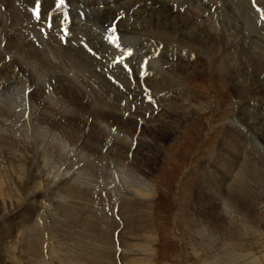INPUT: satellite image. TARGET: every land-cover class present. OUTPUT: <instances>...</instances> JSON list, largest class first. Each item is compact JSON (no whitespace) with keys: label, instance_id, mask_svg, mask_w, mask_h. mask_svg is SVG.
I'll use <instances>...</instances> for the list:
<instances>
[{"label":"rangeland","instance_id":"obj_1","mask_svg":"<svg viewBox=\"0 0 264 264\" xmlns=\"http://www.w3.org/2000/svg\"><path fill=\"white\" fill-rule=\"evenodd\" d=\"M82 1L88 4L100 0H0L2 17L7 8H21L24 14H28L25 17L31 20V30L22 26L16 32L7 26L14 35L2 34L3 28L0 27V56L4 59L1 71L10 70L8 65L14 63L11 64V60L20 58L19 54L8 50V42L26 39L39 49L42 46L46 59L54 67L53 73L67 75L66 81L73 85L69 87L77 90V96L74 95L77 100H68L66 94L63 93V96L61 91V95L58 94L59 91L52 85L56 81H48L45 73L32 77L28 72L27 75H20L14 69L16 78L0 86V99L15 105V108L10 107L9 103L0 100L3 109L8 106L14 110L12 115L3 117L0 114V120L5 122L0 129V264H264V135L253 132V128L243 122L244 115L250 113L260 114L259 122L261 120L264 124V99L258 98V92H248L250 95L239 97L229 79L221 76L217 63L219 55L214 51L188 43L179 45L158 36L160 39L156 37V41L154 30L146 35V32L143 33L146 37L123 29L118 33L110 19L105 25L94 26L90 21L94 15ZM224 1L231 0H205L212 6L215 4L211 9L213 14L218 4L221 15L225 11ZM246 1L252 11L251 19L255 24L259 22L256 25L259 34L256 36L264 42V9L255 4L257 0ZM109 2L105 6L117 12L116 18L123 16L122 11L118 14V3L122 1ZM198 4L200 9L204 7L200 2ZM199 8L189 7V17L209 25L210 31L221 30L220 25L215 24L218 23L217 18L214 19L216 14L212 16L214 23L209 19L211 16H206ZM184 10L186 7L179 10L180 14L183 15ZM58 11H62L60 15ZM254 14L256 17H253ZM67 24H75L81 38L84 35V38H89L87 35L91 32L90 37L102 42V52H94L93 55L82 46L76 50L92 59L97 57V62H92L96 74L101 76L102 70L111 72L116 64L126 66L129 63L127 67L136 68L138 78L143 81L138 83L128 77H124V81L122 77L121 81L127 84L124 89L127 94L113 91L119 94L107 95L111 90L103 83L101 86L98 79L96 82L93 79L89 81L84 77L83 70L77 69L74 64L69 68L63 66L61 50L57 54L56 48H60L59 43L69 40L62 29ZM19 36H22L21 39ZM74 43L84 44L79 40ZM70 47L73 48L72 45ZM174 50L184 57L182 63L175 59V53L169 55ZM255 50L258 51L257 47ZM100 53L106 59L98 57ZM165 57L167 63L171 61L170 57L172 65L176 64L173 70L168 65V68L158 67L159 62L166 60ZM155 69L166 76L158 80V89L143 83ZM183 70L192 75H185ZM250 85L248 81L245 85L240 84V88H250ZM37 89L43 90V99L38 98ZM9 91L17 93L14 95ZM78 91H82V97ZM176 100L178 106L183 102L184 106L197 109L200 113L189 119L178 139L174 140L166 125L160 127L154 121L163 109L174 107L171 101L174 103ZM41 101L43 105H40ZM87 107L99 109L100 115L94 116L92 113L95 111L92 110L91 114L82 115ZM42 110L46 111H43L46 116L54 118V122L62 114L67 117L64 121L75 119L70 124L78 126L75 130L78 138L74 134L69 137L65 130L41 125ZM75 110L81 115L77 116ZM60 120L58 124L64 122L63 118ZM92 128L97 137H88ZM230 135L240 145L233 146L229 141ZM85 136L91 149L83 145ZM140 137H147L152 142L150 146L159 153V158L153 160V157L144 156L143 152L137 153ZM123 140L124 143L121 142ZM117 152L120 154L117 155ZM247 152L251 157L255 156L254 162H247ZM134 157H138L147 169L146 174L145 170L140 173L150 183V193L146 197L139 189H131L127 185L124 189L120 183L122 176L117 171L121 169L124 175L127 174ZM242 159L245 161L242 162ZM68 173L73 175L68 181L73 179L74 182H70L67 190L63 187L60 190L62 175ZM236 175L243 178L240 181L243 192L240 191V196L231 195L227 200L226 187L234 186ZM55 180L59 185L56 189L50 183ZM32 182L38 185L37 193H34ZM33 193V200L29 199ZM30 238L34 240L30 241ZM27 246L31 247L32 255Z\"/></svg>","mask_w":264,"mask_h":264},{"label":"bare ground","instance_id":"obj_2","mask_svg":"<svg viewBox=\"0 0 264 264\" xmlns=\"http://www.w3.org/2000/svg\"><path fill=\"white\" fill-rule=\"evenodd\" d=\"M25 1V0H24ZM102 1V2H101ZM122 2L119 4L118 3V14L120 15L122 11V15L120 18H116L117 17V12L112 11V8H108V6H105L107 4H109V0H100L98 1L101 2L100 4H98L97 2H85L82 1V3L87 4V6L89 7V12L94 15L90 16V21L92 22V24L94 26H98L100 24L105 25L106 22L108 23V20L110 19L112 22V27L114 28V30H117L118 33L119 31L125 30V31H132L134 34H138L139 35H144L143 33H145V35L149 32L154 30L155 33V40L158 37H162V39H167L172 42H176L182 44V43H188L190 45L196 46V47H201L204 46L207 48V50L210 51H214L216 54L219 55L218 58V64L220 65L222 62V65L218 67L220 68V74L221 76L225 79H229V82H231L230 84L233 85L234 90L236 91V94L239 97H245V94H249V93H255L258 92L257 94L259 95L258 98L260 99H264V76L261 79V76L264 75V42H262L259 38H257V34H259L258 29V25L259 22L257 24H255V22H253V20L251 19V15H252V11L251 9L248 7V3L246 0H231V1H224L223 7H225V11L223 13V15H221L220 13V8L217 4L216 6V11H214V14H216V16L212 13L211 9L212 7H214V5L212 6L210 3L205 2V0H174V2L172 0H137V2H126L127 0H125V2H123V0H121ZM203 1V2H202ZM20 2V1H19ZM198 2H200L201 5H203L204 7H202V9L199 8V4ZM216 2V1H215ZM34 3V2H33ZM36 3V2H35ZM257 6L263 7L264 9V0H257V2L255 4H257ZM43 4V3H42ZM147 4H149L150 6H148ZM23 5V3H22ZM81 5V4H80ZM97 5V7H96ZM102 9H100V6H102ZM1 7V6H0ZM48 7V6H46ZM51 7V6H50ZM54 7V6H53ZM106 7V8H105ZM186 7V12L182 14H180L179 10H183ZM189 7L191 8H195L198 7L199 10L202 13H206V16H211V18H209L212 22H214L215 20H213L212 16L214 15L216 19L217 18V22L215 24H219L220 25V29L221 30H213L210 31L209 25L204 24V23H198L197 20L195 22V20L193 21L191 16L189 17V13L187 12V10H190ZM21 8H11L8 9L4 12L3 17L0 15V27H2L1 31L2 34H11L14 35V33L12 34L10 32V30L8 29H12V30H17L16 32L20 31V28L26 29L25 27H28V29H30L29 24H31V20L30 18H26L25 16H28L27 13H23L21 10ZM34 9V8H33ZM49 9V8H48ZM53 9V8H52ZM51 9V10H52ZM214 9V8H213ZM54 10V9H53ZM52 10V11H53ZM57 11V8L55 9ZM84 10V9H83ZM114 10H116V8H114ZM194 10V9H193ZM85 11V10H84ZM88 11V10H87ZM86 11V12H87ZM124 11V12H123ZM59 12V11H58ZM62 12V11H60ZM59 12V15H60ZM88 12V13H89ZM200 12V13H201ZM2 13V12H1ZM48 13V12H47ZM46 13V14H47ZM87 13V14H88ZM193 13V11H192ZM201 13V14H202ZM220 13V14H218ZM84 14V12L82 13ZM197 14V13H196ZM212 14V15H211ZM192 15V14H191ZM199 15V14H197ZM220 15V16H219ZM88 16V15H86ZM24 17L26 19H24ZM30 17V16H29ZM83 17V16H82ZM89 17V16H88ZM119 17V16H118ZM204 17V16H203ZM253 17H256L255 14ZM263 17V16H262ZM5 18V19H4ZM194 18V17H193ZM118 21H117V20ZM257 19V18H256ZM34 20V19H33ZM133 20V21H132ZM47 21V20H46ZM115 21V26L113 25V22ZM202 22V21H201ZM210 22V21H209ZM36 23V21H35ZM73 23V22H72ZM105 23V24H104ZM75 24L72 25H66L64 28H62L65 31V34H67V40L68 42L66 43H59L61 44L60 48H56V50L58 51L57 54H59V50H61V54H62V62H63V66H67L69 68V65L74 64L73 66H76L77 69H80L84 75V77L88 78L89 81H91L92 79L96 82L97 79L100 81L101 86L102 83L105 84L103 86H106V88H109L111 91V93H107V95H117L121 92L124 91V89H126L127 84L122 82L124 77H128L129 79L132 80H136L138 83H141L143 81V79L141 80V78H138V72H136V68L134 67H127L129 63H127L126 66H123L121 63L116 64L117 67H112L111 72H109L108 70H102L101 76L96 74L93 66H92V62H97L95 60V58L97 59V57L95 58H91V56H87L85 53V55L82 53H78L77 51L79 50L78 48L85 47L86 51H89L90 53H92V55L94 54V52H102V42L100 43L97 39L96 41L94 40L95 38L90 37L91 36V32H88L89 38H84L86 37V35H84V37H82L83 39H86L85 41L79 36L78 34V28H76V26H74ZM109 25V24H108ZM257 25V26H256ZM7 26H10L11 28H8ZM23 26V27H22ZM31 26V25H30ZM37 27V25H35ZM44 26V25H43ZM101 26V25H100ZM263 26V24H262ZM78 27V25H77ZM264 27V26H263ZM8 28V29H7ZM34 28V27H33ZM47 28V27H46ZM89 28V27H88ZM61 29V30H62ZM72 29H74L72 31ZM87 29V28H85ZM263 29V28H262ZM31 30V29H30ZM62 30V31H63ZM24 31V30H22ZM21 31V32H22ZM27 31V30H26ZM49 31V30H48ZM47 31V32H48ZM56 31V30H55ZM88 31V30H86ZM89 31L90 28H89ZM15 32V33H16ZM46 32V34H47ZM51 32V31H50ZM57 32V31H56ZM110 32V31H109ZM219 32V33H217ZM55 33V32H54ZM59 33V32H57ZM56 35V38L59 37V35ZM64 33V32H63ZM20 34V33H19ZM23 34V33H22ZM40 34V33H39ZM50 34V33H49ZM78 34V35H77ZM83 34V33H82ZM53 35V36H55ZM69 35V36H68ZM114 35H116L114 33ZM144 35V36H145ZM151 35V34H150ZM149 35V36H150ZM154 35V34H153ZM257 35V36H256ZM18 36V35H17ZM49 36V35H48ZM58 36V37H57ZM158 36V37H157ZM15 37V36H13ZM20 39L22 36H19ZM18 37V38H19ZM50 37V36H49ZM61 37V36H60ZM123 37V36H122ZM146 37V36H145ZM154 37V36H153ZM157 37V38H156ZM51 38V37H50ZM54 37V39L57 41H59V39H56ZM82 40H81V39ZM93 38V39H92ZM148 38V37H147ZM150 38V37H149ZM152 38V36H151ZM53 39V37H52ZM53 39V40H54ZM61 39V38H60ZM160 39V38H158ZM79 42L84 44H80V45H76V43L74 42ZM116 40V39H115ZM16 42L10 41L8 42V50L11 52H13L14 54H19L20 58H17V60L15 61L14 59L11 60V64L12 65H8L10 66V70L9 69H5V71H1L0 69V86H4L5 84H8L9 82H12L13 79H15L16 77H14L15 73H13V69L17 70V73H21L20 75L24 74L27 75L28 74L32 75V77L34 76V74H40V73H45V75H47V80L48 81H56V83L52 84L55 86V88L59 91L58 94L61 95L60 91L66 94V97L69 98L68 100H73L76 96H77V90L75 91L74 89L72 90L69 86L73 87V85L68 84L67 80V75H63V76H59L58 74L53 73L54 71H52V68L54 69L53 66L50 65L48 59H46L47 57L45 56V51L43 50V47L40 46V49L37 48L35 46V44L31 43V42H27L26 39L24 40H15ZM54 41V42H56ZM72 41V43H71ZM157 41V40H156ZM159 41V40H158ZM258 41V43L256 42ZM261 41V42H260ZM146 42V41H145ZM166 42V41H164ZM35 43V42H34ZM57 43V42H56ZM55 43V44H56ZM163 43V42H162ZM168 43V42H167ZM263 43V44H262ZM47 44V43H46ZM44 44V45H46ZM53 44V43H52ZM170 44V43H168ZM262 44V45H261ZM37 45H39V43L37 42ZM43 45V44H42ZM58 45V44H57ZM70 45L73 46V48L70 47ZM172 45V44H171ZM55 46V45H53ZM177 46V45H176ZM183 46V45H182ZM257 47L258 51L255 50V48ZM42 47V48H41ZM47 47V45L45 46ZM178 47V46H177ZM52 48V45H51ZM53 48V49H54ZM45 49V48H44ZM52 49V50H53ZM105 49V48H104ZM51 50V52H53ZM77 50V51H76ZM173 50V49H172ZM56 51V52H57ZM85 52V51H84ZM179 52V51H178ZM78 53V54H77ZM89 53V54H90ZM176 51H172L169 55L173 56ZM54 54H55V49H54ZM168 54V53H167ZM78 55V56H77ZM4 56V55H3ZM104 57L103 53H100L98 55V57ZM175 56V59L178 58V62L183 61L182 55H180L179 53H177ZM217 56V55H216ZM105 58V57H104ZM163 58V57H162ZM166 60H164L163 62H159V66L158 67H171V69L173 70V68H175L172 65V59L169 57V59L171 61H168L167 63V57H165ZM106 59V58H105ZM174 60V59H173ZM2 61H4V59L0 56V66L2 64ZM6 62V61H5ZM124 62V61H121ZM126 62V61H125ZM124 62V64H125ZM171 62V63H169ZM116 63V62H115ZM15 64L17 66H15ZM168 65V67H167ZM172 65V66H170ZM176 65V64H175ZM178 65V64H177ZM189 65V63H188ZM17 67V69L14 68ZM108 66V65H107ZM183 66V65H182ZM4 67V66H3ZM56 67V66H55ZM64 67V68H65ZM217 67V68H218ZM7 68V67H5ZM9 68V67H8ZM75 68V69H76ZM180 68V67H179ZM4 69V68H3ZM62 69V68H61ZM60 69V70H61ZM76 69V70H77ZM135 69V71H134ZM169 69V70H171ZM63 70V69H62ZM61 70V71H62ZM69 70V69H68ZM73 70V68L71 69V71ZM160 70H153L151 71V73L149 74L150 76H148V78H145L143 83H148L149 86L153 87V88H157L159 87L158 85V80L160 81L162 78H164L163 74H161L159 72ZM16 72V71H14ZM58 72V71H57ZM64 72V71H63ZM163 73V71H161ZM183 72L185 73H189L187 70H183ZM61 73V72H60ZM169 73V72H168ZM63 74V73H62ZM60 74V75H62ZM65 74V73H64ZM171 74V73H169ZM182 74V73H181ZM192 75V73H189ZM77 75V74H76ZM137 75V76H136ZM175 75V74H174ZM18 76V75H17ZM42 76V75H40ZM184 76V74H183ZM83 77V76H82ZM123 77V79H122ZM141 77V76H140ZM166 77V76H165ZM122 79V81H121ZM36 80V79H35ZM69 80V79H68ZM85 80V79H84ZM87 80V79H86ZM92 80V81H93ZM126 80V78L124 79V81ZM128 81V79H127ZM164 81V80H163ZM250 81L251 85L250 88H240V84H247V82ZM136 82V83H137ZM241 82V83H240ZM48 83V82H47ZM83 83V82H82ZM89 83V82H88ZM128 83V82H127ZM150 83V84H149ZM38 84V83H37ZM56 84V85H55ZM99 84V83H97ZM129 84V83H128ZM75 85V84H74ZM132 85V84H131ZM164 85V84H163ZM239 85V86H238ZM49 86V85H48ZM83 86V85H82ZM85 86V84H84ZM83 86V87H84ZM98 86V85H97ZM108 86V87H107ZM243 86V85H241ZM7 87V86H6ZM69 87V88H68ZM176 87V86H175ZM75 88V87H74ZM79 88V87H78ZM90 88V86H89ZM98 88V87H97ZM101 88V87H100ZM103 88V87H102ZM128 88V87H127ZM131 88V87H130ZM232 89V87H230ZM240 88V89H239ZM12 89V88H11ZM16 88H14L15 90ZM46 89V88H45ZM91 89V88H90ZM135 89V88H133ZM171 89V88H170ZM13 90V91H14ZM19 90V89H18ZM38 92H35L37 95H39V99H43V94L41 91V89H37ZM55 90V91H57ZM80 90V88H79ZM83 90V89H82ZM98 90V89H97ZM105 90V88L103 89ZM102 90V91H103ZM17 91V90H15ZM91 91V90H90ZM113 91H118L119 93H114ZM126 91V90H125ZM124 91V92H125ZM138 91V90H137ZM168 91V90H167ZM170 91V90H169ZM10 92V91H9ZM76 92V93H75ZM82 91H78V94L80 95ZM107 92V91H105ZM135 92V91H132ZM249 92V93H248ZM11 93V92H10ZM17 93V92H16ZM16 93H11L16 95ZM31 93V92H30ZM33 93V92H32ZM101 93V92H100ZM104 93V92H103ZM138 93V92H137ZM140 93V92H139ZM19 94V93H18ZM82 94V93H81ZM92 94V93H91ZM127 93L125 92V95ZM133 94V93H132ZM130 94V95H132ZM135 94V93H134ZM145 94V93H144ZM179 94V93H178ZM177 94V95H178ZM13 95V97H14ZM33 95V94H32ZM75 95V97H74ZM94 95V94H93ZM138 95V94H137ZM140 95V94H139ZM159 95V94H158ZM176 95V97H177ZM250 95V94H249ZM64 96V95H63ZM81 96V95H80ZM120 96V95H119ZM122 96V94H121ZM9 97V96H8ZM12 97V96H11ZM16 97V96H15ZM65 97V98H66ZM82 97V96H81ZM80 97V98H81ZM116 97V96H115ZM115 97L113 99H115ZM134 97V96H133ZM132 97V98H133ZM140 97V96H138ZM66 98V99H67ZM102 98V97H101ZM173 98V97H172ZM179 98V97H178ZM187 98V97H186ZM23 99V98H22ZM76 99V98H75ZM74 99V100H75ZM137 99V98H136ZM182 99V98H181ZM251 99V98H249ZM253 99V98H252ZM257 99V98H256ZM1 100V99H0ZM77 100V99H76ZM133 100V99H132ZM131 100V101H132ZM139 100V99H137ZM262 100H259L260 102ZM4 102V99L1 100ZM12 101V99L10 100ZM39 101V100H38ZM59 101V100H58ZM130 101V103H131ZM135 101V100H134ZM181 101V100H180ZM186 101V100H185ZM241 101V100H240ZM2 102V103H3ZM14 102V101H13ZM20 102V101H19ZM24 102V101H23ZM115 102V101H114ZM118 102V101H117ZM171 105H174V107H170L167 109H163V113L159 114V116L156 117V120L154 121V123H158L159 126H163L165 127V125L168 127V131H169V135L171 136V133L173 134V138L174 140L178 139V136L180 135V133L182 132L183 129H185L186 124H188L189 119L195 117L198 113L197 112L199 110L197 109H192V107L188 108L186 106H184V103H180L181 105L178 106V102L177 100L173 103V101H171ZM243 102V101H242ZM264 102V100H263ZM5 103V102H4ZM6 103L7 102L6 100ZM5 103V104H6ZM12 103V102H11ZM43 102H40V105ZM61 103V102H60ZM97 103V102H96ZM133 103V102H132ZM170 103V102H169ZM33 104V103H32ZM136 104V103H135ZM138 104V103H137ZM145 104V102H144ZM147 104V103H146ZM8 105V104H7ZM10 105V103H9ZM39 105V104H38ZM67 105V104H66ZM81 105V104H80ZM88 105V104H87ZM86 105V106H87ZM114 105V104H113ZM133 105V104H132ZM143 105V104H142ZM170 105V104H169ZM4 106V104H3ZM14 107L13 105H10V107ZM52 106V105H51ZM94 106V105H92ZM91 106V107H92ZM127 106V104H126ZM134 106V105H133ZM138 106V105H137ZM168 106V105H166ZM18 107V106H17ZM74 107V105L72 106ZM98 107V105L96 106ZM136 107V106H135ZM5 109H3L0 106V114L3 115V117L7 114L12 115V113L14 112V110L12 111V109H10L8 106L4 107ZM15 108V107H14ZM44 108V106H43ZM46 108V107H45ZM82 109V107H79ZM99 108V107H98ZM120 108V107H119ZM165 108V106H164ZM195 108V107H194ZM42 109V107H41ZM40 109V110H41ZM75 109H77L75 107ZM80 109V110H81ZM95 109V108H93ZM100 109V108H99ZM99 109H95L92 110L89 107L84 108V112L85 114L82 115H88L92 113L94 116L100 115V111ZM118 109V107H117ZM127 109V108H125ZM149 109V108H148ZM147 109V110H148ZM83 110V109H82ZM92 110V112H91ZM122 110V109H121ZM146 110V109H145ZM46 112L45 110H42L40 112L41 114V125H49L50 127H54L55 129H59V130H65L67 135H75V138H78V134L75 133L77 130V125H71L70 122L73 124L74 121L71 119H67V121H64V118L66 115L62 114L60 117L58 115V117H56L55 122H54V118H50L48 116H46V114H44V112ZM123 111V110H122ZM243 111V110H242ZM49 112V111H48ZM73 112V111H71ZM144 113V111H142ZM75 113L80 114V112L78 110H75ZM74 113V114H75ZM252 113V112H251ZM58 114V113H57ZM72 114V113H71ZM111 114V113H109ZM250 114V113H249ZM244 115L243 119L248 124V126L250 125V127H252L253 132L255 133H260L264 135V124H262L261 120L259 122V117L260 114H252V115ZM81 115V114H80ZM130 115V114H129ZM153 115V114H152ZM76 116V115H75ZM118 116V115H117ZM120 116V115H119ZM123 116V115H122ZM143 116V114H142ZM8 117V116H7ZM11 117V116H10ZM17 117V115H16ZM88 117V116H87ZM86 117V118H87ZM89 117H93V116H89ZM103 117V116H102ZM63 118L62 123L58 124V122L62 121L60 119ZM67 118V117H66ZM65 118V119H66ZM83 118V117H81ZM99 118V117H96ZM106 118V117H105ZM236 118V117H235ZM108 119V118H107ZM122 119V118H121ZM239 119V117H238ZM235 119V120H238ZM262 119V118H261ZM39 120V118H38ZM110 120V119H109ZM108 120V121H109ZM119 120V119H118ZM242 120V119H241ZM1 121V120H0ZM5 121V120H4ZM95 121V120H94ZM143 121V120H142ZM78 122V121H77ZM100 122V120H99ZM113 122V121H112ZM128 122V121H127ZM239 122V121H238ZM264 122V121H263ZM79 123V122H78ZM130 123V122H129ZM132 123V122H131ZM154 123L152 125H154ZM0 129L5 125V122L1 121L0 122ZM65 124L67 125V127L65 126ZM80 124V123H79ZM110 124V123H109ZM149 124V123H148ZM151 124V122H150ZM157 124V125H158ZM243 124V123H242ZM11 125V124H10ZM246 125V124H245ZM31 126V125H30ZM231 126V125H230ZM235 126V125H232ZM247 126V127H248ZM261 126V127H260ZM71 127V129H69ZM131 127V126H129ZM147 127V126H146ZM154 127V126H153ZM158 127V126H157ZM228 127V126H227ZM236 127V126H235ZM246 127V126H245ZM42 128V127H41ZM155 128V127H154ZM229 128V127H228ZM45 129V127H44ZM234 129V128H233ZM93 130V128H92ZM91 133L88 135V137L90 136L91 138L93 137H97L96 136V131H92ZM37 133V132H36ZM93 133V134H92ZM140 133V132H139ZM100 134V133H99ZM111 134V133H110ZM131 135V134H130ZM73 136V135H72ZM70 137V136H69ZM87 136H85V144H83L84 146H86L87 148L91 149L90 145H89V141ZM132 137V136H130ZM229 137V141L234 144L233 146H235L236 144H239L237 142V140H234V137ZM133 138V137H132ZM247 138V137H246ZM249 138V137H248ZM255 138V137H254ZM105 139V138H104ZM255 140V139H254ZM257 140V139H256ZM255 140V141H256ZM261 140V139H260ZM78 141V140H76ZM125 140L121 141L122 143H124ZM249 141V140H248ZM95 142V141H94ZM227 143V144H230ZM93 143V142H91ZM97 143V142H96ZM248 143V142H247ZM251 143V142H250ZM95 144V143H94ZM93 144V145H94ZM138 144L139 147L137 148V153L139 152H143L144 156L147 157H153V160H156V158H159V153H157V151H155V149L153 150V147L150 146L152 145V142H150L149 140H147V137H140L138 138ZM92 145V144H91ZM124 145V144H123ZM240 145V144H239ZM244 145V144H243ZM237 146V145H236ZM38 149V147L36 148ZM244 149V148H243ZM123 150V149H122ZM153 150V151H152ZM257 150V149H256ZM255 150V151H256ZM86 151V150H85ZM90 151V150H88ZM93 151V150H91ZM262 151V150H261ZM119 152V150H118ZM117 152V155H119L120 153ZM41 154V153H39ZM94 154V153H93ZM244 154V153H243ZM248 154V152H247ZM139 155V154H137ZM249 155V154H248ZM259 155V154H258ZM261 155V154H260ZM117 157V156H116ZM120 157V156H119ZM118 157V158H119ZM246 157V156H245ZM255 157V156H254ZM254 157H251V155H249V158L247 159V162L252 161L254 162ZM124 158V157H123ZM135 159H133L132 161H130L129 166L128 167V172L127 174L124 175V171H120L121 169H119L117 171V173L119 175H121V186L124 188L126 187V185L128 187L132 188H137L139 189L141 195L143 197L148 196L150 193V183L149 181H147V179L143 178L140 176V173L143 172L142 170H145L144 173H147V169H145V165L142 164L138 161V157H134ZM242 158V157H241ZM253 158V159H252ZM259 158V157H258ZM116 159V158H115ZM121 159V158H119ZM261 159V158H260ZM136 160V163L134 162ZM263 160V159H262ZM245 160L242 159V162H244ZM257 163V161H256ZM255 163V164H256ZM223 165V164H222ZM252 165V164H251ZM250 165V166H251ZM122 166V165H121ZM120 166V167H121ZM226 166V165H225ZM249 166V167H250ZM255 166V165H253ZM253 166L252 171L253 170ZM227 167V166H226ZM123 168V167H122ZM241 168V166H240ZM262 171V170H261ZM29 172V170H28ZM126 173V172H125ZM256 173V172H255ZM263 174V173H262ZM34 175V174H33ZM42 175V174H39ZM124 175V176H123ZM62 179L60 180V187L59 189L61 190V187L65 188L63 190H67V186H69L70 182L73 179H70V181H68V178L73 177V175L71 176L70 173L68 174H64L62 175ZM237 176V180L234 182V186L232 188L227 189V197L226 199L229 200L231 195H239L240 196V191L243 192L242 188L240 187V181L243 179L241 176L236 175ZM119 177V176H118ZM35 178V177H34ZM39 179V178H38ZM55 181L50 182L53 183L52 185H54L53 187H58L59 185H57V183H55ZM74 182V180H73ZM83 182V181H82ZM84 183V182H83ZM32 188L35 189L34 193L38 192V189L36 188L38 185H36L35 182H32ZM56 184V185H55ZM76 184V182H75ZM51 185V186H52ZM71 185V184H70ZM21 187V186H20ZM50 188V187H49ZM56 189V188H55ZM125 189V188H124ZM54 190V189H53ZM126 191H128V189H126ZM55 192V191H54ZM29 195V199L33 198V195ZM28 199V200H29ZM233 199L236 200L235 196H233ZM33 200V199H32ZM56 202V201H55ZM32 203V202H31ZM242 205V204H241ZM3 208V207H2ZM3 210V209H2ZM12 210V209H11ZM6 212V211H5ZM3 212V214L5 215L6 213ZM217 215V214H216ZM199 224V223H198ZM110 225V224H109ZM31 226V224L29 225ZM199 227V226H198ZM30 228V227H29ZM28 228V229H29ZM25 229V227H24ZM31 229V228H30ZM29 229V230H30ZM28 230V231H29ZM201 230V229H200ZM28 233V232H27ZM29 235V234H28ZM33 234H31L32 236ZM28 240V239H27ZM33 238H30V241H33ZM2 250V248L0 249V251ZM27 251L32 255L33 251L31 249V247L28 248L27 246ZM35 255V254H33ZM253 261V260H252ZM109 264V263H107ZM255 264V263H254ZM259 264V263H258Z\"/></svg>","mask_w":264,"mask_h":264}]
</instances>
